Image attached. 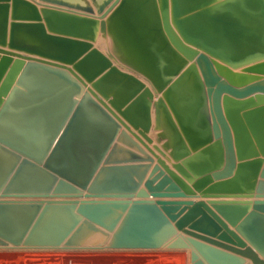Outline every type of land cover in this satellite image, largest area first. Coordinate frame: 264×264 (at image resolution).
I'll return each instance as SVG.
<instances>
[{
	"label": "water",
	"instance_id": "95a60500",
	"mask_svg": "<svg viewBox=\"0 0 264 264\" xmlns=\"http://www.w3.org/2000/svg\"><path fill=\"white\" fill-rule=\"evenodd\" d=\"M0 248L264 264V0H0Z\"/></svg>",
	"mask_w": 264,
	"mask_h": 264
},
{
	"label": "rangeland",
	"instance_id": "374dc122",
	"mask_svg": "<svg viewBox=\"0 0 264 264\" xmlns=\"http://www.w3.org/2000/svg\"><path fill=\"white\" fill-rule=\"evenodd\" d=\"M110 250L107 249V250H89V251L87 250L25 251L19 249L18 250L0 249V264H112V263L113 264H189L188 261L189 259H187L188 253L186 250L177 251L166 248L151 249V250L150 249L149 250L110 249Z\"/></svg>",
	"mask_w": 264,
	"mask_h": 264
},
{
	"label": "bare ground",
	"instance_id": "6f19581e",
	"mask_svg": "<svg viewBox=\"0 0 264 264\" xmlns=\"http://www.w3.org/2000/svg\"><path fill=\"white\" fill-rule=\"evenodd\" d=\"M0 249H11V248H0ZM25 250V251H40V250H46V251H50V250H58V249H29V248H15V250ZM165 249V248H164ZM100 250H105V249H100ZM107 250V249H106ZM110 250V249H109ZM114 250V249H113ZM116 250V249H115ZM118 250V249H117ZM120 250H124V249H120ZM137 250V249H136ZM147 250H149V249H147ZM151 250V249H150ZM3 251V250H2ZM87 251H89V250H87ZM111 251V250H110ZM171 251V250H170ZM178 251V250H177ZM181 252V251H180ZM183 252V251H182ZM185 252V251H184ZM188 255V254H187ZM187 255H185V256H187ZM24 256V255H23ZM97 256V255H96ZM178 256H180V255H178ZM21 257V256H20ZM41 257V256H40ZM84 257V256H83ZM65 258V257H64ZM180 258V257H179ZM186 258V257H185ZM184 258V259H185ZM48 259V258H47ZM46 259V260H47ZM188 259V258H187ZM96 260V259H95ZM12 261V260H11ZM41 261V260H40ZM39 261V262H40ZM60 261V260H59ZM65 261V260H64ZM125 261V260H124ZM189 261V260H188ZM67 262H69V261H67ZM75 262V261H74ZM186 262H187V260H186ZM2 263H3V261H2ZM15 263V262H14ZM105 263V262H104ZM113 264V263H112Z\"/></svg>",
	"mask_w": 264,
	"mask_h": 264
},
{
	"label": "crops",
	"instance_id": "0c3cea01",
	"mask_svg": "<svg viewBox=\"0 0 264 264\" xmlns=\"http://www.w3.org/2000/svg\"><path fill=\"white\" fill-rule=\"evenodd\" d=\"M35 78H38L36 75H33V78L32 79H35ZM35 82H38L36 80H34ZM39 83V82H38ZM48 83V82H47ZM37 97H40V96H37Z\"/></svg>",
	"mask_w": 264,
	"mask_h": 264
}]
</instances>
